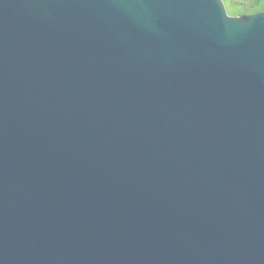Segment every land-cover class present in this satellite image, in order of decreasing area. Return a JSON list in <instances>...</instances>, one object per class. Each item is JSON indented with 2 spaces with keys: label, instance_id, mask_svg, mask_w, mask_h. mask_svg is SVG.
I'll use <instances>...</instances> for the list:
<instances>
[{
  "label": "water",
  "instance_id": "water-1",
  "mask_svg": "<svg viewBox=\"0 0 264 264\" xmlns=\"http://www.w3.org/2000/svg\"><path fill=\"white\" fill-rule=\"evenodd\" d=\"M0 264H264V9L0 0Z\"/></svg>",
  "mask_w": 264,
  "mask_h": 264
},
{
  "label": "rangeland",
  "instance_id": "rangeland-1",
  "mask_svg": "<svg viewBox=\"0 0 264 264\" xmlns=\"http://www.w3.org/2000/svg\"><path fill=\"white\" fill-rule=\"evenodd\" d=\"M230 15L255 13L264 9V0H223Z\"/></svg>",
  "mask_w": 264,
  "mask_h": 264
},
{
  "label": "flooded vegetation",
  "instance_id": "flooded-vegetation-1",
  "mask_svg": "<svg viewBox=\"0 0 264 264\" xmlns=\"http://www.w3.org/2000/svg\"><path fill=\"white\" fill-rule=\"evenodd\" d=\"M256 13V12H255ZM243 14H245V13H243ZM247 14H251V13H247ZM241 15V14H240Z\"/></svg>",
  "mask_w": 264,
  "mask_h": 264
}]
</instances>
